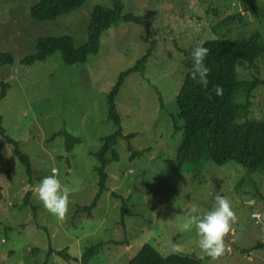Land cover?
<instances>
[{
    "label": "rangeland",
    "instance_id": "1",
    "mask_svg": "<svg viewBox=\"0 0 264 264\" xmlns=\"http://www.w3.org/2000/svg\"><path fill=\"white\" fill-rule=\"evenodd\" d=\"M38 1L0 0V53L13 57L0 64V95L6 85L0 127L25 158L0 135V264H83L86 249L95 246L84 264H128L145 244L162 256L180 253L202 264H264V173L235 161L176 162L183 136L176 97L186 72L179 49L257 32L264 42V0H121L123 14L149 25L115 21L83 64H66L56 52L24 66L41 37L69 35L77 46L84 44L93 9L113 6L112 0H87L56 20L39 22L30 12ZM148 51L145 69L130 74L115 98L124 136L115 142L116 156L107 155L105 191L85 212L99 189L95 154L118 128L108 117L107 96L119 75ZM239 77L264 80V56L256 68H239ZM254 94L248 118H264V88ZM64 131L78 140L70 150ZM53 168L69 189L63 220L34 192L27 196ZM219 193L238 219L225 236V254L213 261L197 247L195 230L181 225L189 207L203 213ZM74 206L80 207L72 217Z\"/></svg>",
    "mask_w": 264,
    "mask_h": 264
},
{
    "label": "trees",
    "instance_id": "2",
    "mask_svg": "<svg viewBox=\"0 0 264 264\" xmlns=\"http://www.w3.org/2000/svg\"><path fill=\"white\" fill-rule=\"evenodd\" d=\"M86 1L39 0L31 7L30 12L36 21H53L80 8ZM112 2V7L96 6L93 9L88 26V38L84 44L77 46L74 38L69 35L41 37L37 41V52L25 57L21 62L22 65L30 66L45 60L56 52L61 53L66 64H83L87 62L89 55L98 52L102 33L109 29L115 21L122 19L125 22L149 25L138 15L123 14L121 0H112ZM233 18L235 16L226 20ZM201 46L208 49L204 61L210 69L207 88L201 87L190 76V53L192 50L179 49L186 72L176 97L178 116L183 121V136L177 147L176 162L180 167L185 163H200L201 161V163L210 161L217 166L235 161L249 171L264 173V118H248L252 100L256 96L254 93H258L261 87L264 88V80L258 77L252 80H243L239 77V68H256V62L264 56V42H262L261 34L254 33L248 39L213 38L205 40ZM149 55L148 51L133 67L122 72L107 96L108 117L118 128L114 134L103 138L102 148L95 154L100 162L96 168L99 175V189L92 203L83 207L85 212H91L97 206L105 191L108 180L106 167L110 161L107 155L112 153V158L116 156L115 142L119 137L124 136L120 127V116L115 98L130 74L145 69ZM12 62V55L0 53V64H11ZM215 86L222 89L221 95H216ZM5 95L6 85L2 84L0 99ZM240 119L243 120L240 121ZM61 133L66 138L67 149L70 150V145L78 140L66 131ZM0 135L4 136L9 144L16 147L15 152L24 161L25 158L22 154H18L17 142L6 136L2 127H0ZM132 136H134L133 133L125 137ZM28 195H30V190ZM96 250L97 246L91 249L87 248L81 262L86 263L88 255L93 254ZM57 252L67 254L65 250ZM128 264L202 263L196 257L180 253L162 256L150 244H145Z\"/></svg>",
    "mask_w": 264,
    "mask_h": 264
},
{
    "label": "clouds",
    "instance_id": "3",
    "mask_svg": "<svg viewBox=\"0 0 264 264\" xmlns=\"http://www.w3.org/2000/svg\"><path fill=\"white\" fill-rule=\"evenodd\" d=\"M207 53L208 49L201 45L195 46L190 53V76L203 88H207L209 83L210 69L204 63ZM214 91L216 95L222 94L219 86H215ZM33 191L50 214L59 220L64 219L68 211L69 189L61 185L54 168L50 175L41 178ZM214 199V206L203 213L195 205L189 207L186 212L187 220L181 225L184 230H195L197 247L213 261L225 254V236L238 219L225 195L219 193Z\"/></svg>",
    "mask_w": 264,
    "mask_h": 264
},
{
    "label": "crops",
    "instance_id": "4",
    "mask_svg": "<svg viewBox=\"0 0 264 264\" xmlns=\"http://www.w3.org/2000/svg\"><path fill=\"white\" fill-rule=\"evenodd\" d=\"M69 171H70V170H69ZM34 188H36V187H34ZM34 188L32 189V187H30V189H29V190H30V193H33V192H34V191H33ZM29 190H28V191H29ZM79 207H80V206H74V207H73V210H72V217H74V215L77 214V211H75V209L77 210V209H79ZM81 208H82V207H81ZM74 213H75V214H74ZM89 216H90V214H89ZM53 237H55V235H54ZM65 249H66V248H65ZM49 250H50V252H56V251H59L58 249H55V248H53V247H50ZM248 258L250 259L251 262L253 261V258L251 257V255H249Z\"/></svg>",
    "mask_w": 264,
    "mask_h": 264
},
{
    "label": "built area",
    "instance_id": "5",
    "mask_svg": "<svg viewBox=\"0 0 264 264\" xmlns=\"http://www.w3.org/2000/svg\"><path fill=\"white\" fill-rule=\"evenodd\" d=\"M253 217L254 218H259L260 216H259V214H254Z\"/></svg>",
    "mask_w": 264,
    "mask_h": 264
}]
</instances>
